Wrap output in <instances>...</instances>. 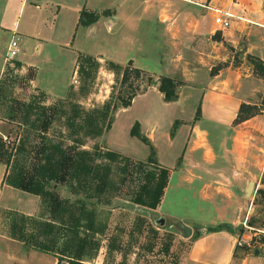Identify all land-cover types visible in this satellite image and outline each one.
Here are the masks:
<instances>
[{
    "label": "crops",
    "instance_id": "0c3cea01",
    "mask_svg": "<svg viewBox=\"0 0 264 264\" xmlns=\"http://www.w3.org/2000/svg\"><path fill=\"white\" fill-rule=\"evenodd\" d=\"M130 1L132 6L124 9L126 0H4L2 9L9 4L8 9L17 15L27 13L21 24L13 19L10 26L0 25L9 32L4 49L12 30L16 31L15 67L28 70L30 86L53 98L65 95L71 84L75 87L78 55L107 60L106 53L94 47L97 41L88 39L94 37L101 21L111 18L108 24L116 27L123 13L133 21L152 18L149 22L155 25V37L163 39L170 51L157 71L142 69L154 79L158 74L178 79L176 97L165 100L156 81L145 83L119 110L152 93L160 107L169 111L165 123L173 131L165 136L170 145L179 142L180 151L173 152L168 163L154 156L157 166L168 168L159 204L170 188L188 192L195 199L189 205L184 201L187 196H182L175 211H166L190 227L178 264H264V239H252L258 228L247 223L253 207L245 193L247 182H254L253 176L261 174L264 164V106L233 122L240 102L259 106L264 93V76L253 71L247 58L250 55L264 62V0ZM211 6L230 13L226 27L218 29L213 23ZM63 9L71 11L69 18L62 17ZM83 10L98 15L82 24L79 15ZM78 27L87 45L81 44L83 39L74 42ZM4 53L0 54V69ZM128 59L139 67L133 57ZM155 109L151 119L133 120L151 144L158 126ZM6 171L0 162V264H59L56 251L39 248L23 237L15 214L30 218L37 213L40 199L8 184ZM258 185L264 188V181Z\"/></svg>",
    "mask_w": 264,
    "mask_h": 264
},
{
    "label": "rangeland",
    "instance_id": "374dc122",
    "mask_svg": "<svg viewBox=\"0 0 264 264\" xmlns=\"http://www.w3.org/2000/svg\"><path fill=\"white\" fill-rule=\"evenodd\" d=\"M5 6L7 9L0 7V25L10 26L13 19L19 24L24 22L26 10L17 15L8 9L9 4ZM122 6L124 9L132 6L131 1L126 0ZM50 9L52 7L46 8L45 12ZM62 12V17L71 16L67 9ZM149 19L153 20L148 17L133 21L131 16L123 13L121 22H117L120 25L116 27L108 24L111 18L101 21L95 27L94 37L88 39L97 41L94 47L104 51L107 60L120 65L111 68L106 60L93 66L83 62L82 70L73 81L75 87L72 88L71 84L65 95L49 98L44 93L38 94V89L28 82V70L20 71L13 58L4 59L0 69V81L5 91V96L0 98V135L11 150L8 172L23 169L32 175L43 162L42 147L57 143L66 151L85 150L75 154L83 156L87 165L96 164L101 176L97 180L89 173H72L69 167H60L57 173L63 176L57 174L56 179L47 181L51 195L42 197L36 194L40 199L37 213L30 218L15 214L23 237L37 247L43 245L56 251L59 264H67L68 256L75 254L89 264H178L186 247L184 237L175 225L176 221L182 220L166 211H175L182 196H187L184 201L189 205L195 203L194 197L178 188H170L159 204L166 176L154 206L136 201L142 192L145 196L148 194L144 190L146 187H159V163L156 159L155 163L146 160L148 145L129 135L128 129L134 119H149L152 109L156 108L153 116L158 118V126L153 132L151 145L154 156L168 163L173 152L180 151V143L174 141L170 145L165 136L168 130L173 131L168 126L170 123H165L169 111L160 107L152 93L137 97L130 107L119 110V98H125L130 87L145 85V74L141 78L130 75L131 86L119 82L122 65L128 57H133L140 68L157 71L170 51L163 39L155 37V25ZM74 32V42L83 39L81 27ZM8 36L7 29L1 28L0 54L5 52ZM86 41L81 44L87 45ZM26 102L33 106L46 104L45 112L38 114L28 109ZM7 113L11 119H7ZM150 172L155 173L154 177ZM253 179V185L246 193L247 201H252L253 207V215L249 216L247 223L258 228L252 239L262 241L264 194L257 187H260L259 181H264V164L261 174ZM62 199L70 204L68 211L59 209V205H64ZM57 200H61L60 204ZM158 215L164 216L161 224L154 220Z\"/></svg>",
    "mask_w": 264,
    "mask_h": 264
},
{
    "label": "trees",
    "instance_id": "16d2710c",
    "mask_svg": "<svg viewBox=\"0 0 264 264\" xmlns=\"http://www.w3.org/2000/svg\"><path fill=\"white\" fill-rule=\"evenodd\" d=\"M97 15H98L97 12L83 10L80 12L79 22L82 24L89 23L90 21L96 19ZM247 58L252 65L253 71L258 75L264 76V62L259 58L250 55H247ZM83 62L91 64L92 66L98 64V60L94 56L89 54H80L77 56V67H76L77 73H80V71L82 70ZM106 62L110 64L111 68L117 67L119 65L110 60H106ZM143 74H145L146 84L153 83L155 81L157 82V89L162 93L163 98L165 100H171L176 97L175 85L179 83L178 79L162 74H158L154 79L151 73L147 72L142 68L133 66L129 59L122 65L119 82L121 84L127 82V85L131 86L130 84L131 82L129 80L130 75H132V77L141 78ZM139 90L140 87H138V85L136 84L133 87H130V91L126 94V97L119 98L120 107H125L126 105H128L133 95H135ZM4 92H5L4 86L1 85V81H0V98H3L5 96ZM37 93L41 95L43 94L41 90H38ZM25 106H27V108L30 110L37 111L38 114L44 113L46 108V104L43 103L33 106L31 102H26ZM113 106H115V104H113ZM262 106H264V93L261 96L259 106L255 104L240 102L237 112L233 118V122L242 120L253 113L259 112ZM9 115L10 114L7 113V117ZM195 116H196V110H195ZM7 119H11V118L8 117ZM41 124H44V122L42 121ZM128 131L130 135L136 136L139 140H141L142 142L148 145V154L146 156V160L149 161L150 163H155L154 151L150 143V140L148 139L147 136L139 132L138 123L136 121H133ZM42 150H43V156H42L43 162L38 164L36 171L32 175L26 174L23 169L10 173L8 172V167L10 166V161H11V150L7 148V145L5 144V139H3L2 136L0 135V162H2L7 168V171L4 174V180L8 184L14 187L23 189L25 191L34 194H38L39 196L42 197H46V196L49 197L52 191L47 187V181H49L50 179H56L57 174L58 177L63 176L62 173H57L60 167L61 169L69 167L71 169L69 171L72 173L81 171L83 172L82 174L84 175L85 173H89L91 177H93V179H97V180L101 179L96 164H92V166L87 165L82 160L83 156L79 157L78 154L77 155L75 154L81 151L84 152L85 150L75 149L73 151H66L67 149L59 146L57 143L44 145L42 147ZM111 153L114 154L113 152ZM157 170H158V178H159V187L155 188L153 185L150 187L145 186L146 188L144 190H146L148 194L145 196L142 192V194L137 195L136 197V201H138L143 205L154 206L160 197L161 194L160 188H162V186L165 185L167 168L165 166L160 165L157 166ZM154 175L155 173L152 172L151 176L154 177ZM155 178L157 179V176H155ZM257 190L262 191L264 194V188H257ZM59 201L61 200H57V204L59 203ZM62 202L64 203V205H59V209L63 212L68 211L70 204H68L66 199H62ZM39 248L49 249L43 245L40 246ZM58 259L59 258L57 257V260ZM67 264H89V263L82 261L81 258L77 257L75 254L68 256Z\"/></svg>",
    "mask_w": 264,
    "mask_h": 264
},
{
    "label": "built area",
    "instance_id": "2783aa9c",
    "mask_svg": "<svg viewBox=\"0 0 264 264\" xmlns=\"http://www.w3.org/2000/svg\"><path fill=\"white\" fill-rule=\"evenodd\" d=\"M185 1H191V0H185ZM202 6H207L206 4H201ZM210 8V6H207ZM211 9L213 10V23L217 26V28H224L228 25V19L227 17L230 16V13H228L225 10H221L219 8H216L215 6H211ZM18 35L17 32L12 30L11 35L9 37V40L7 42V46L5 49V53L3 55L4 59L13 58L16 56L18 52ZM237 243H240L237 241Z\"/></svg>",
    "mask_w": 264,
    "mask_h": 264
},
{
    "label": "water",
    "instance_id": "95a60500",
    "mask_svg": "<svg viewBox=\"0 0 264 264\" xmlns=\"http://www.w3.org/2000/svg\"><path fill=\"white\" fill-rule=\"evenodd\" d=\"M252 184L253 183L250 180L247 182V185L245 187V193H247L251 189ZM154 220L158 224H161V223H163L164 217L162 215H158V216L154 217ZM175 225L181 231V236L185 237V236L189 235L190 227L188 225L184 224L183 222H181L179 220L175 222ZM254 252H256V250H254Z\"/></svg>",
    "mask_w": 264,
    "mask_h": 264
}]
</instances>
